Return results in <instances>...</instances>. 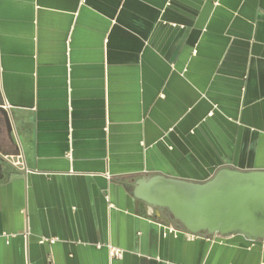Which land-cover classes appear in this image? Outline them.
<instances>
[{
    "label": "crops",
    "instance_id": "1",
    "mask_svg": "<svg viewBox=\"0 0 264 264\" xmlns=\"http://www.w3.org/2000/svg\"><path fill=\"white\" fill-rule=\"evenodd\" d=\"M0 93V264H264L131 193L264 170V0H0Z\"/></svg>",
    "mask_w": 264,
    "mask_h": 264
},
{
    "label": "water",
    "instance_id": "2",
    "mask_svg": "<svg viewBox=\"0 0 264 264\" xmlns=\"http://www.w3.org/2000/svg\"><path fill=\"white\" fill-rule=\"evenodd\" d=\"M0 125L13 142V121L1 93ZM8 163L0 153V179ZM131 193L145 209L164 213L189 235L264 240V170L221 168L199 182L153 174L135 181Z\"/></svg>",
    "mask_w": 264,
    "mask_h": 264
},
{
    "label": "built area",
    "instance_id": "3",
    "mask_svg": "<svg viewBox=\"0 0 264 264\" xmlns=\"http://www.w3.org/2000/svg\"><path fill=\"white\" fill-rule=\"evenodd\" d=\"M169 232H175V231H173L172 229H169ZM185 234H187V233H185ZM187 235H189V234H187ZM189 236H193V235H189ZM193 237H196V236H193Z\"/></svg>",
    "mask_w": 264,
    "mask_h": 264
},
{
    "label": "flooded vegetation",
    "instance_id": "4",
    "mask_svg": "<svg viewBox=\"0 0 264 264\" xmlns=\"http://www.w3.org/2000/svg\"><path fill=\"white\" fill-rule=\"evenodd\" d=\"M165 217H166V219L167 220H169V218L166 216V215H164ZM171 223H173V224H175L173 221H171V220H169ZM176 225V224H175Z\"/></svg>",
    "mask_w": 264,
    "mask_h": 264
}]
</instances>
